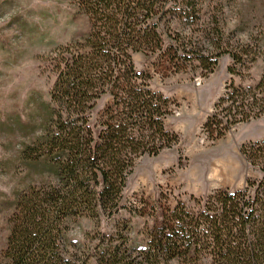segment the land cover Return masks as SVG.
Segmentation results:
<instances>
[{
  "label": "trees",
  "instance_id": "1",
  "mask_svg": "<svg viewBox=\"0 0 264 264\" xmlns=\"http://www.w3.org/2000/svg\"><path fill=\"white\" fill-rule=\"evenodd\" d=\"M74 1L90 30L50 59L54 82L43 134L21 152L47 178L17 198L3 253L9 264H91L77 258L67 240L69 222L113 217L138 159L178 143L164 126L173 102L150 88L149 73L135 70L133 54H158L161 69L182 70L195 61L202 77L224 54L231 59L229 75L238 78L261 59L257 84L243 87L231 79L202 133L215 142L237 125L264 117V48H225L216 35L208 41L212 51L203 52L197 39L204 30L172 28L174 19L200 27L206 0ZM211 24L218 34L215 16ZM239 154L259 170V180L248 179L235 192L214 191L189 209L178 203L163 212L144 248L129 254L109 248L93 264H264V139L241 145Z\"/></svg>",
  "mask_w": 264,
  "mask_h": 264
},
{
  "label": "rangeland",
  "instance_id": "2",
  "mask_svg": "<svg viewBox=\"0 0 264 264\" xmlns=\"http://www.w3.org/2000/svg\"><path fill=\"white\" fill-rule=\"evenodd\" d=\"M203 6L208 9L200 27L174 19L172 28L187 34L204 30L197 39L203 52L212 51L208 41L216 35L225 48H264V0H206ZM214 16L218 34L211 24ZM89 30L88 17L74 0H0V264H9L3 253L17 198L47 178L42 169L26 163L21 152L43 134L54 82L50 59L58 48L81 42ZM132 62L137 72L151 75L153 91L173 102L164 126L177 135L178 143L157 156L138 159L113 217L69 222L67 240L77 258H89L91 264L109 248L127 249V254L144 248L147 234L159 225L163 212L178 203L189 209L214 191H239L246 180L261 177L239 149L264 139V117L237 125L215 142L202 133L206 117L231 79L243 87L257 84L261 59L242 78L229 75L231 59L225 54L206 77L195 61H188L182 70L170 65L161 69L158 54L135 53ZM106 98L97 102L92 118Z\"/></svg>",
  "mask_w": 264,
  "mask_h": 264
}]
</instances>
